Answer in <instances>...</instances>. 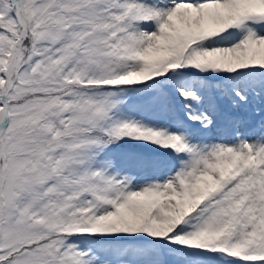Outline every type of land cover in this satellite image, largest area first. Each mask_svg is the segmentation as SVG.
Returning <instances> with one entry per match:
<instances>
[{"label":"snow or ice","instance_id":"obj_1","mask_svg":"<svg viewBox=\"0 0 264 264\" xmlns=\"http://www.w3.org/2000/svg\"><path fill=\"white\" fill-rule=\"evenodd\" d=\"M0 264H264V0H0Z\"/></svg>","mask_w":264,"mask_h":264}]
</instances>
